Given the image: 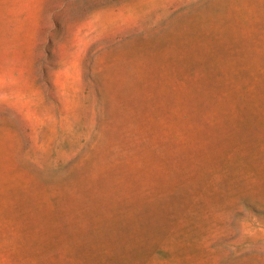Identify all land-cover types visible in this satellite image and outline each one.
Segmentation results:
<instances>
[{"label": "rangeland", "instance_id": "1", "mask_svg": "<svg viewBox=\"0 0 264 264\" xmlns=\"http://www.w3.org/2000/svg\"><path fill=\"white\" fill-rule=\"evenodd\" d=\"M0 264H264V0H0Z\"/></svg>", "mask_w": 264, "mask_h": 264}]
</instances>
